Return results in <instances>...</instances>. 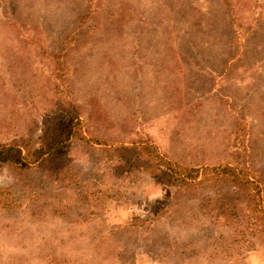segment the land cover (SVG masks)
I'll use <instances>...</instances> for the list:
<instances>
[{
	"label": "rangeland",
	"instance_id": "obj_1",
	"mask_svg": "<svg viewBox=\"0 0 264 264\" xmlns=\"http://www.w3.org/2000/svg\"><path fill=\"white\" fill-rule=\"evenodd\" d=\"M221 1L0 0V144L15 135L35 146L37 129L62 134L76 120L87 138L109 144L61 139L49 168L13 170L16 183L0 189V264H242L246 250L264 249V235L243 238L241 217L216 218L217 208L228 210L231 189L205 180L214 167L241 164L259 176L264 198V0H234L233 44ZM89 7L94 21L69 54L70 106L58 125L48 55ZM36 94L47 96L45 105ZM139 142L197 170L199 195L175 199V188L152 176L164 198L149 203L143 219L124 217L132 200L99 161L116 156V145ZM55 143L35 147L37 156ZM83 153L95 164L87 175L73 164ZM54 170L97 188L83 217L74 190L50 185ZM213 190L223 202L208 195Z\"/></svg>",
	"mask_w": 264,
	"mask_h": 264
},
{
	"label": "trees",
	"instance_id": "obj_2",
	"mask_svg": "<svg viewBox=\"0 0 264 264\" xmlns=\"http://www.w3.org/2000/svg\"><path fill=\"white\" fill-rule=\"evenodd\" d=\"M222 1L227 8V16L231 27L230 41L233 44L238 35V29L235 26L237 21L235 2L234 0ZM93 11L91 7L84 11L73 22L74 27L57 41V51L48 55L49 61L51 60L54 63L47 76L52 80L53 86L50 90L52 96L49 98L50 101H54L52 106V112L55 113L53 120H58L56 122L58 125H60L62 118L66 119L68 113L66 107L69 109L70 106V101L67 98L70 95L69 86L65 85L63 81L68 77L67 69L70 66L68 62L69 54L83 42L85 37L89 38L90 27L88 24L90 21H94ZM42 91L44 90L42 89ZM38 97L40 98L39 105H45L47 96L36 94V98ZM38 136L39 144L35 146L31 137L0 144V165L10 163L12 171L25 170L30 167L42 168L48 166L49 168L53 161H57L58 154L56 155V150L54 149L60 147L61 139L63 141L75 140L94 147L97 145L98 147L107 148V145H109L96 137L87 138L80 120L71 121L64 127L62 134L59 130L44 126L42 134ZM54 141L56 143L49 151H45L42 156H37L35 147L39 146L38 151H42L44 143H54ZM114 148L116 156L106 157L104 163L108 168V173L117 179L124 178L129 176L133 171H140L139 169H142V171L147 170L154 178L161 179L163 182L173 186L176 190L175 199H193L199 195L203 181L198 180V171L164 157L153 143L139 142L130 144V146L116 145ZM210 171L213 173V178H208L209 180L205 179L207 180L206 182H210L208 186L214 188L215 184H220L224 181L226 183L224 185L233 191L230 190L232 199L229 201L228 210L220 213L221 209L217 208L216 218H220L222 215L227 214L226 212H229L231 222L238 223L239 217L242 218V227H244L242 234L244 239L247 237L263 236L264 205L262 201L264 198L261 196L262 190L259 187V176L255 171L241 164H236L234 167H214ZM51 172L54 180H50V185L55 187L60 186L62 190L66 191H75L77 211L83 217V213L90 206V203L98 200L97 188H85V180L79 179L75 172L66 176H62L60 170ZM214 192L218 198V202H223L224 197L219 191L215 190ZM2 208L6 211L7 208L9 209V204L6 203Z\"/></svg>",
	"mask_w": 264,
	"mask_h": 264
},
{
	"label": "clouds",
	"instance_id": "obj_3",
	"mask_svg": "<svg viewBox=\"0 0 264 264\" xmlns=\"http://www.w3.org/2000/svg\"><path fill=\"white\" fill-rule=\"evenodd\" d=\"M37 132L42 134L41 129H37ZM15 138V135H11L9 140H15ZM99 163L101 166H105L106 171H108V168L104 165L103 161H99ZM73 164L79 168L83 175H87L95 169V164L92 158L86 153L74 157ZM15 183L16 176L12 171L11 164L5 163L0 165V189L11 187ZM110 183L119 191L124 192L132 200L130 209L125 208L122 210V215L124 217H127L128 215H133L142 219L147 217L149 213L145 212L144 208L147 207L149 203H154L158 198L163 199L165 195L162 186L154 181L152 174L147 172V170L143 172L137 171L132 180L116 178L115 181ZM208 195L214 198L215 192L209 191ZM133 201H140L141 203L138 205ZM166 230L172 231L170 226H166ZM229 231L230 230L226 228L219 229V232H224L225 235H227ZM219 232L217 234H219ZM262 252H264V249H260L259 247L246 250L243 253L242 264H264V255H262Z\"/></svg>",
	"mask_w": 264,
	"mask_h": 264
}]
</instances>
